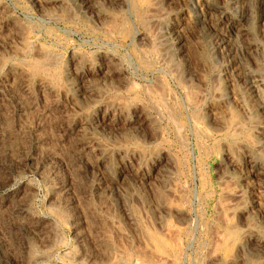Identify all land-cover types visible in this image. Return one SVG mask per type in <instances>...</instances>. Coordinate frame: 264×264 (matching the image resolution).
I'll return each mask as SVG.
<instances>
[{"label": "rangeland", "instance_id": "1", "mask_svg": "<svg viewBox=\"0 0 264 264\" xmlns=\"http://www.w3.org/2000/svg\"><path fill=\"white\" fill-rule=\"evenodd\" d=\"M0 264H264V0H0Z\"/></svg>", "mask_w": 264, "mask_h": 264}, {"label": "bare ground", "instance_id": "2", "mask_svg": "<svg viewBox=\"0 0 264 264\" xmlns=\"http://www.w3.org/2000/svg\"><path fill=\"white\" fill-rule=\"evenodd\" d=\"M49 61V60H48ZM43 62V61H42ZM40 64V63H39ZM158 89V88H157ZM164 89V88H163ZM154 92H156V91H154ZM163 93V92H162ZM161 102H164V101H161ZM156 107H157V105H156ZM159 109V108H158ZM165 110V109H164ZM170 115V114H169ZM222 232H224V231H222ZM148 247V246H147ZM150 248V247H149ZM147 251V250H146ZM162 257V256H161ZM156 261V260H155ZM160 261V260H159ZM165 262H166V260H165ZM169 262H170V260H169Z\"/></svg>", "mask_w": 264, "mask_h": 264}]
</instances>
